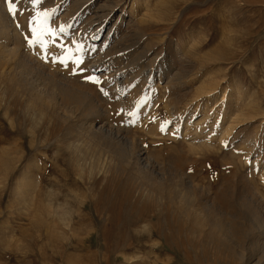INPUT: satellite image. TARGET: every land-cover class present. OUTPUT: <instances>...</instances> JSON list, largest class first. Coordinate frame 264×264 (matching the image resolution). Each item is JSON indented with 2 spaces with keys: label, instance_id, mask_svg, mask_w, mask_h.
I'll return each mask as SVG.
<instances>
[{
  "label": "rangeland",
  "instance_id": "374dc122",
  "mask_svg": "<svg viewBox=\"0 0 264 264\" xmlns=\"http://www.w3.org/2000/svg\"><path fill=\"white\" fill-rule=\"evenodd\" d=\"M0 5V264L264 262V237L244 226L245 206L264 202V0H42L35 8L21 0L15 18L7 0ZM37 13L42 25L47 13L48 27L65 29L58 44L84 45L82 66L53 63L57 46H29ZM211 88L214 97L170 115ZM205 114L197 128L207 132L220 116L215 137L235 126L221 146L191 151L183 137ZM157 120L155 135L142 131ZM89 126L122 131L151 153L158 175L122 163V147L91 140ZM176 189L192 199L186 205L237 220L240 245L218 242L210 222L198 225L173 200Z\"/></svg>",
  "mask_w": 264,
  "mask_h": 264
},
{
  "label": "bare ground",
  "instance_id": "6f19581e",
  "mask_svg": "<svg viewBox=\"0 0 264 264\" xmlns=\"http://www.w3.org/2000/svg\"><path fill=\"white\" fill-rule=\"evenodd\" d=\"M21 5V4H20ZM1 6V5H0ZM18 6V5H17ZM23 6H26V5H23ZM2 7V6H1ZM21 7V6H20ZM24 8V7H23ZM22 8V9H23ZM2 9V8H1ZM21 9V10H22ZM1 14V13H0ZM4 16V15H3ZM6 17V16H5ZM8 17H9V15H8ZM12 17V16H11ZM4 18V17H3ZM11 20H13V19H11ZM0 21H1V18H0ZM8 22V21H7ZM10 22V25H11V21H9ZM3 23V22H2ZM5 24H6V22H5ZM13 25H14V23H12ZM1 26V25H0ZM2 28V27H1ZM7 28V27H6ZM9 29V28H8ZM5 29H3L2 31H3V33L5 34V33H7V32H5L4 31ZM9 31V30H8ZM15 32V31H14ZM2 33V34H3ZM11 33V32H10ZM109 33V32H108ZM1 34V33H0ZM1 34V35H2ZM16 34H17V32H16ZM99 35V34H98ZM109 35V34H108ZM14 36H16L15 34H14ZM1 37V36H0ZM107 38V37H106ZM2 39V38H1ZM1 49H3V48H1ZM12 51V50H11ZM16 51L17 50H14V51H12V52H10V56H15V53H16ZM2 52V51H1ZM0 52V53H1ZM4 53H6V52H4ZM18 53V52H17ZM2 55H3V53H2ZM7 55V54H6ZM9 55V54H8ZM4 56V55H3ZM15 58H16V56H15ZM5 59V58H4ZM10 60H12V59H10ZM82 66V65H81ZM85 66V65H84ZM91 67V66H90ZM91 69V68H90ZM83 72H85V73H87V71L85 70V68H84V71ZM162 72V71H161ZM165 74H164V72L163 73H161L160 74V79H161V77L162 78H164L163 76H164ZM38 78V77H37ZM136 78V77H135ZM165 79V78H164ZM175 79V78H174ZM30 80V79H29ZM136 80V79H135ZM163 80V79H162ZM153 81H155V80H153ZM159 81V80H158ZM176 81V80H175ZM31 82V81H30ZM47 82V81H46ZM125 83V82H124ZM153 83V82H152ZM26 84V83H25ZM158 84V83H157ZM156 84V85H157ZM166 84V83H165ZM154 85V84H153ZM54 86V85H53ZM158 86V85H157ZM167 86V85H166ZM173 87V86H172ZM217 87V86H216ZM174 88V87H173ZM183 88H184V86H183ZM214 88V87H213ZM33 89V88H32ZM64 89V88H63ZM175 89V88H174ZM37 90V89H36ZM34 91V89H33V91L32 92H34V93H32V94H34V96L35 97H37V98H41V97H44L45 99H47V100H49V101H52L50 98V96H48V95H45V93H41V92H39V91ZM54 90V89H53ZM169 90V89H168ZM204 90V89H203ZM62 91V90H61ZM112 93V92H111ZM169 93V92H168ZM205 93L206 94H209V93H213L212 92V88L211 89H208L207 91H202V93L201 92H198L197 91V93H195L192 97H193V99H190V100H187V98L185 99V101L184 102H186L187 101V103H185V105H183V108L180 106H171L172 107V110H170V112H171V114L170 115H172V116H177L178 114H181L180 113V111H181V109L182 110H187V108L189 109V107L187 106L188 104H190L191 102H192V100L194 101V99H197L200 95H205ZM31 94V95H32ZM62 94L63 95H65L64 94V92H62ZM89 94V93H88ZM105 94V93H104ZM171 94V93H170ZM174 95V94H173ZM210 95V94H209ZM33 96V95H32ZM66 96V95H65ZM210 96H213V95H210ZM225 96V95H224ZM75 97V96H74ZM176 97V96H175ZM174 97V98H175ZM214 97V96H213ZM217 97V96H216ZM36 98V99H37ZM141 98V97H140ZM224 98V97H223ZM223 98H222V100H223ZM44 99V100H45ZM73 99V98H72ZM72 99H70L73 103L74 102H76V101H78V100H76V101H74V100H72ZM102 99V98H101ZM66 100L67 101H69V99L68 98H66ZM169 100V99H168ZM183 100V99H182ZM199 101V100H198ZM197 101V102H198ZM142 102V101H141ZM181 103H183V101H180ZM188 102H190V103H188ZM79 103H81V102H79ZM91 103V102H90ZM167 105H169V102L167 101ZM173 103V102H172ZM181 103H179L178 102V104H181ZM193 103V102H192ZM191 103V104H192ZM174 104V103H173ZM205 104H206V108H210V106L207 104V100H206V102H205ZM58 105V104H57ZM56 105V106H57ZM166 105V106H167ZM171 105V104H170ZM60 106V105H59ZM126 106V105H125ZM133 106V105H132ZM147 106V105H146ZM123 107V106H122ZM135 107V106H134ZM93 108V107H92ZM123 108H125V107H123ZM169 108V107H168ZM207 109V110H208ZM121 110V109H120ZM223 110V109H222ZM88 111H90V110H88ZM104 112V111H103ZM122 112H127L125 109H123L122 111H121V113ZM183 112V111H182ZM222 112V111H221ZM224 112H227V110L226 111H224ZM187 113V112H186ZM127 114V113H126ZM225 114V113H224ZM124 115V114H123ZM145 115V114H144ZM215 116H216V120H215V125H213V127H214V129H211V131L210 132H207V131H201L199 128H197V126L199 127H201L203 124H202V122L205 120V119H208L209 118V114H205L204 115V117L202 118V119H200V120H198L197 122H195L193 125H195V128H196V132H195V134L194 135H192L191 137H189V138H187V136L186 135H184V137H183V140L185 141V143H188V145L190 146L189 148L191 149V151L192 150H199V148L201 147V148H205V147H208V149H209V147H210V149L211 148H215V147H213L212 145H213V140H217V144L219 145V146H221V144L226 140V136H230L231 135V131L233 130V128H234V126H235V124L232 122H230V124H228L227 125V127H226V125L225 126H223V128H220V131H218V136L217 137H215L214 136V132L216 131V130H219L218 129V127H219V119H220V116L219 115H216L215 114ZM222 116V115H221ZM225 116V115H224ZM238 116V115H237ZM125 118H126V116H125ZM175 118V117H174ZM225 118V117H224ZM229 118V117H228ZM227 118V120H229ZM119 119V118H118ZM127 119V118H126ZM222 119V118H221ZM225 120V119H224ZM227 120H225V122L227 121ZM123 121V120H122ZM161 120H157L156 121V123H155V125H153V127L151 128L152 130L154 129V131H153V133H152V130L151 129H147V127H142V131H144L145 132V134H150L151 136L152 135H155L156 133H155V130H157L159 127H160V122ZM129 123V122H128ZM146 123V122H145ZM236 123H238V122H236ZM124 124V123H123ZM123 124H122V126H123ZM227 124V123H226ZM127 126H128V124H127ZM174 128H176L175 126H173ZM212 127V128H213ZM176 130H178V129H176ZM208 131H209V129H207ZM84 131L88 134V136L90 137V139L91 140H94V141H98V139H99V137H102L101 139H107L108 141H110V143H112L114 146H117V147H122V151L124 152V156H123V159H122V163H124V164H127L128 166H131L132 168H134V169H136L137 171H139V172H141L142 174H147L148 176H150L151 175V173L152 174H154L155 173V175H158V173H156L155 171H154V168H152V166H151V161H150V157H149V153H148V151L146 150V149H144L143 147L142 148H140L141 147V145H140V147L138 146V145H133V146H131L130 145V142H129V140H128V138H127V136L126 135H124L123 134V132L122 131H118L117 129L116 130H112L111 128L110 129H106L105 127H98V128H95V127H92V126H89L88 128H84ZM171 131H173V129L171 130ZM125 132V131H124ZM158 132V131H157ZM155 133V134H154ZM127 134V133H126ZM170 134H173L172 132L170 133ZM185 134V133H184ZM128 135V134H127ZM170 138V137H169ZM199 138H202V144H198V145H196L197 144V141L199 140ZM228 138V137H227ZM171 139V138H170ZM106 140V141H107ZM132 140H134V139H132ZM247 140V139H246ZM103 141V140H102ZM136 141V140H135ZM180 142V141H179ZM250 144V143H249ZM143 145V144H142ZM197 146V147H196ZM110 149V148H109ZM148 149V148H147ZM207 149V148H206ZM251 150H249V152H250ZM117 152V151H116ZM151 154V153H150ZM247 154V153H246ZM250 156V155H249ZM248 156V157H249ZM256 157L258 158L259 156H258V154L256 155ZM263 160V159H262ZM261 160V161H262ZM150 161V162H149ZM259 162H260V160L259 159H254V161H253V163L251 164V173H252V175H249V176H254V174H256L257 173V165H259ZM243 163H244V161H243ZM246 164H247V161L245 162ZM244 163V164H245ZM153 165V164H152ZM150 171H151V173H150ZM245 175V174H244ZM244 175H242V176H244ZM261 176V175H260ZM263 176L264 175H262L261 176V182H264V178H263ZM150 177H152V175L150 176ZM256 179V178H255ZM257 183V182H256ZM254 181H253V183L252 184H256ZM258 185V184H257ZM256 185V186H257ZM254 186V185H253ZM160 189V188H159ZM256 189H258V188H256ZM191 196H192V194H191ZM173 197V200H175V202H177V204L178 205H180L181 207H183V210H185V213L187 214V215H189V213L192 215V216H194L195 218H196V223H198V225H200L202 222H210V224H211V230H210V234L218 241V242H220V243H223L224 244V242H226L227 244H229L230 246H234L236 243H237V245L239 244L240 245V243H241V241L243 240H241V233L242 232H240V227H239V224H238V221L237 220H235V221H232V222H230V224L228 225V223L226 222V221H222V217H221V215L219 214V212H215V211H212V210H210V209H208L209 211H207V214H205V210L201 207V206H198V205H192V203L190 204V203H188V204H190L191 206H189L190 208H187L188 206V204L186 205V201H190L191 202V200L192 199H190V200H186L185 198H184V196L181 194V191L180 190H175V192H174V196H172ZM192 198V197H191ZM260 197H258V199H259ZM257 199V198H256ZM262 199L264 200V197L262 196ZM261 199V200H262ZM185 200V201H184ZM212 201V200H211ZM196 202V201H195ZM208 205V204H207ZM246 207V211H248V213H249V217H250V224H248L247 222V224L246 225H244L245 226V228H246V230L247 231H252V233H254V234H252V238L253 237H256L257 238V236L260 238V237H264V202L263 201H260V202H258V203H256L255 204V207L254 206H245ZM242 208L244 209V207L242 206ZM234 218V217H233ZM246 218V217H245ZM243 229V228H242ZM241 229V230H242ZM244 230V229H243ZM245 231V230H244ZM246 232V231H245ZM244 232V233H245ZM250 232H248V233H250ZM246 235V234H245ZM250 236V235H249ZM236 245V246H237ZM253 245V244H252ZM252 245H248L249 247H247V250H248V253L249 254H253V246ZM256 245V244H255ZM247 246V245H246ZM257 246V245H256ZM243 259L245 260V264H264V262H262L261 261V259H257L256 261L255 260H253L251 257H249V258H246L245 256L243 257Z\"/></svg>",
  "mask_w": 264,
  "mask_h": 264
},
{
  "label": "snow or ice",
  "instance_id": "6c2138e0",
  "mask_svg": "<svg viewBox=\"0 0 264 264\" xmlns=\"http://www.w3.org/2000/svg\"><path fill=\"white\" fill-rule=\"evenodd\" d=\"M20 2L21 0H7L8 10L13 18H15L20 11L17 7ZM30 2L32 3L33 8H35L37 5H40L42 3V0H30ZM44 16L45 20L43 21V25L41 20L39 19L40 13H37L36 15L30 17L28 21V28L31 33V38L27 35L25 37V39L29 41V46H39L40 48L44 49L45 52L48 51L49 47L57 46L61 50V56L53 57L52 62L63 64L65 67L68 66V63H72L79 68V66L83 63L85 55L84 45L79 42H73V46L71 47L63 43L58 44L57 41L62 39L65 29L63 27H60L58 29H52L48 27V14L44 13ZM17 27H20V25L17 24ZM44 59L47 62L48 57L45 56ZM80 71L83 72L84 69L81 68ZM86 79L96 84L101 83V81L94 76H88L86 77ZM101 91H103V89H101ZM105 94L107 95V93ZM161 131H165V129L161 127ZM225 147H227V145H225Z\"/></svg>",
  "mask_w": 264,
  "mask_h": 264
}]
</instances>
